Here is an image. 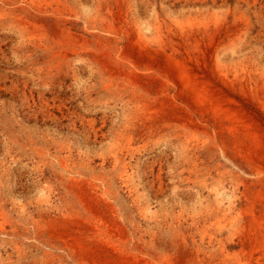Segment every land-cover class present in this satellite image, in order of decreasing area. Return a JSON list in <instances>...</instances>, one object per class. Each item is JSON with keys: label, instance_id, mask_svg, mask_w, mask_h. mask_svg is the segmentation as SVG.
I'll return each mask as SVG.
<instances>
[{"label": "rangeland", "instance_id": "rangeland-1", "mask_svg": "<svg viewBox=\"0 0 264 264\" xmlns=\"http://www.w3.org/2000/svg\"><path fill=\"white\" fill-rule=\"evenodd\" d=\"M156 254L264 264V0H0V264Z\"/></svg>", "mask_w": 264, "mask_h": 264}, {"label": "bare ground", "instance_id": "bare-ground-1", "mask_svg": "<svg viewBox=\"0 0 264 264\" xmlns=\"http://www.w3.org/2000/svg\"><path fill=\"white\" fill-rule=\"evenodd\" d=\"M96 36V35H95ZM101 38V37H100ZM100 44V43H99ZM102 46V45H101ZM112 53H113V51H112ZM203 82V81H202ZM72 179V178H71ZM72 180H75L76 181V179H72ZM69 181V180H68ZM71 181V180H70ZM74 181V182H75ZM81 182V181H80ZM88 182V181H87ZM90 182V181H89ZM71 183H72V181H71ZM86 183V182H85ZM73 184V183H72ZM75 184V183H74ZM80 184H82V183H79V185ZM89 184V183H88ZM92 184H94V183H92ZM76 185V184H75ZM96 185H98V183H96ZM80 186H82V185H80ZM95 186V185H94ZM84 187V186H83ZM86 187V186H85ZM91 187V186H90ZM96 187V186H95ZM68 188V187H67ZM68 189H70V187L68 188ZM72 190V189H71ZM75 192H76V190H74ZM79 191V190H78ZM91 191V193H92V191L93 190H90ZM96 191V190H95ZM94 191V192H95ZM81 192V191H80ZM83 193V192H82ZM90 193V192H89ZM86 194V193H85ZM97 195H99L98 193H97ZM92 196V195H91ZM94 196H96V194L94 195ZM100 196V195H99ZM104 197V196H103ZM91 200V199H90ZM82 202H84V201H82ZM91 203V202H90ZM105 203H107V202H105ZM100 205V204H99ZM111 206H114V205H111ZM94 207V206H93ZM63 208V207H62ZM89 208V207H88ZM101 208V207H100ZM106 208H107V206H106ZM92 209V208H91ZM102 209H104V208H102ZM101 209V210H102ZM92 210H94V208L92 209ZM91 211V210H90ZM97 211V210H96ZM113 211V210H112ZM92 212V211H91ZM109 212V211H108ZM114 212H115V209H114ZM106 213V212H105ZM103 214V213H102ZM111 214V213H110ZM113 214V213H112ZM111 214V215H112ZM115 216V215H114ZM113 216V217H114ZM116 217V216H115ZM107 218V217H106ZM118 218V217H117ZM110 219H112V218H110ZM107 220V219H106ZM109 220V219H108ZM113 220V219H112ZM70 221V220H69ZM57 222V221H56ZM63 222H65V221H63ZM109 222V221H108ZM68 223H70L71 224V222H68ZM74 224V223H73ZM76 224H77V222H76ZM111 225V224H110ZM112 226H114L113 225V223H112ZM111 226V227H112ZM72 227V226H71ZM87 227H88V225H87ZM86 227V228H87ZM117 228V224H116V226H114V228ZM89 228V227H88ZM87 228V229H88ZM80 229H82V228H80ZM84 229V228H83ZM107 229V228H106ZM124 229V228H123ZM126 229V228H125ZM86 230V229H85ZM84 230V232H86ZM89 230V229H88ZM117 231V230H116ZM121 231H123V230H121ZM125 232V231H124ZM123 232V233H124ZM75 233V232H74ZM87 233V235L88 234H90L89 233V231H87L86 232ZM107 233V232H106ZM117 233H119V230H118V232ZM122 233V234H123ZM127 233V232H126ZM126 233H124V235H126ZM77 234V233H76ZM95 234V233H94ZM97 234H99V233H97ZM120 234H121V232H120ZM83 235V234H82ZM81 235V236H82ZM86 235V234H85ZM87 235H86V238H85V236L83 237H80V238H76L77 239V241H76V243H74V244H77V248L79 249V251H85L86 253H89V255L90 254H96L97 256V259L98 260H100L101 262H104V263H109V262H113V261H116L115 259H111V257H109V252L107 251V250H104L103 248H100L101 246L100 245H98V240H93L92 239V237H91V239L89 238V240H88V237H87ZM92 235V234H91ZM101 235V234H100ZM113 235H114V233H113ZM89 236V235H88ZM95 236V235H94ZM110 236H111V234H110ZM109 236V237H110ZM121 236V235H120ZM127 236H128V234H127ZM90 237V236H89ZM113 237V236H112ZM112 237H110V238H112ZM115 237V236H114ZM113 237V238H114ZM124 237V236H123ZM95 238H96V236H95ZM121 238V237H120ZM75 239V240H76ZM101 239V238H100ZM128 239V238H127ZM125 240V241H128V240ZM120 240V239H119ZM101 241V240H100ZM104 241V240H103ZM130 241V240H129ZM122 243V242H121ZM130 243V242H129ZM102 244H103V242H102ZM113 244V243H112ZM134 244H135V242H134ZM110 245V244H109ZM103 246V245H102ZM72 247V246H71ZM112 247V246H111ZM75 248V247H74ZM77 248H75V249H77ZM106 249H107V247H105ZM154 248V247H153ZM77 249V250H78ZM156 249V248H155ZM137 250V249H136ZM160 250V249H159ZM158 250V251H159ZM79 251H77V252H79ZM110 251V250H109ZM111 251H112V249H111ZM111 251H110V253H111ZM113 252V251H112ZM140 252H141V250H140ZM81 253V252H80ZM115 253V252H114ZM145 253V252H144ZM152 253H154V251H152ZM161 254V253H160ZM79 255V254H78ZM123 255V254H122ZM143 255V254H142ZM144 255H146V254H144ZM83 256V255H82ZM92 255H90V257H91ZM160 256V255H159ZM86 257H88V256H86ZM116 257V256H115ZM117 257L119 258V256L117 255ZM116 257V258H117ZM133 257V256H132ZM131 257V258H132ZM148 257H150L149 258V260H148V258H146V260H144L143 262H144V264H166V262H164L162 259H160L159 257H158V255L156 254V255H152V256H148ZM85 258V257H84ZM113 258V257H112ZM142 258H143V256H142ZM166 257H164L163 259H165ZM86 259V258H85ZM121 259V258H120ZM87 260H89V259H87ZM92 259H90V261H91ZM110 260H113V261H110ZM166 260H168V264L170 263L171 264V262H169V258H167ZM170 260H171V258H170ZM175 260V259H174ZM134 261V260H133ZM132 261V263L131 264H133V263H135V262H133ZM142 261V260H141ZM163 261V262H162ZM92 262H94V261H92ZM97 262V261H96ZM118 262V261H117ZM100 263V262H99ZM114 263H116V262H114ZM130 263V262H129ZM98 264V263H97ZM173 264V263H172Z\"/></svg>", "mask_w": 264, "mask_h": 264}]
</instances>
